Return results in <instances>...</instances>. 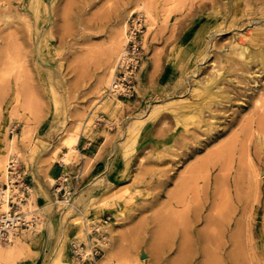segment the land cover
<instances>
[{
  "label": "rangeland",
  "instance_id": "1",
  "mask_svg": "<svg viewBox=\"0 0 264 264\" xmlns=\"http://www.w3.org/2000/svg\"><path fill=\"white\" fill-rule=\"evenodd\" d=\"M131 13L144 20L135 94L121 98L112 117L99 110V129L82 135L125 42L108 63L102 52ZM260 50L264 0H0V149L3 139L13 146L9 159L27 179L30 171L44 174L52 201L45 211L46 196L30 184L21 203L34 217L24 228L34 236L26 252L37 264H80L76 242L86 251L94 246L98 264H264ZM80 139L91 143L83 147ZM56 165L62 169L54 175ZM202 165L207 207L190 227L175 201L186 170ZM253 173L260 174L257 186ZM59 176L71 186L66 200L53 191ZM5 182L0 175V187ZM63 242L68 258L55 255ZM23 245L12 252L0 245V258H14Z\"/></svg>",
  "mask_w": 264,
  "mask_h": 264
},
{
  "label": "built area",
  "instance_id": "2",
  "mask_svg": "<svg viewBox=\"0 0 264 264\" xmlns=\"http://www.w3.org/2000/svg\"><path fill=\"white\" fill-rule=\"evenodd\" d=\"M125 43L115 57L107 91L118 98H131L135 94V76L142 61L141 33L143 17L131 13L125 21ZM8 179L0 187V241H9L22 228L32 225L33 217L21 210V203L26 198L30 183L18 166L16 160L9 159L7 164ZM67 177L59 176L53 191L63 200L69 198L71 186H67ZM9 184L8 194L3 192ZM5 195V196H4ZM72 248L80 264H98L94 246L89 250L76 242Z\"/></svg>",
  "mask_w": 264,
  "mask_h": 264
},
{
  "label": "bare ground",
  "instance_id": "3",
  "mask_svg": "<svg viewBox=\"0 0 264 264\" xmlns=\"http://www.w3.org/2000/svg\"><path fill=\"white\" fill-rule=\"evenodd\" d=\"M37 2H38V0H36ZM40 1V0H39ZM40 4V3H39ZM37 6V5H36ZM40 6H38L37 8V14H39V12H40V8H39ZM41 7H44L42 4H41ZM142 15V14H141ZM148 15H149V13H148ZM150 16H151V14H150ZM36 17H37V15H36ZM48 18V17H47ZM68 18V17H67ZM70 18V17H69ZM147 19V18H146ZM148 19H149V17H148ZM70 20H71V18H70ZM144 21V20H143ZM35 28V27H34ZM125 29H126V26H124V30L123 29H117V30H115L114 31V33H113V39H112V41H111V44H110V46L109 47H107L105 50H103V52H102V57L104 58V61H103V64L104 63H108L111 59H112V57L114 56V55H116V53H117V51L119 50V48L121 47V43L123 42V40H124V42H125ZM241 57L243 58V57H245V58H247L248 57V62L249 61H251L252 60V58H251V56H249L248 54H246L245 53V50L243 49L242 51H241ZM255 60L256 61H258L263 67H264V50H260V51H257L255 54ZM110 72H111V68H110V71H108V80H109V77H110ZM104 76V75H103ZM105 76L104 77H102L101 78V80H100V83L101 84H105ZM107 79V78H106ZM110 81V80H109ZM107 83V82H106ZM123 100H125L126 98H122ZM121 98H118V97H116L114 94H112V93H110V92H108V91H106V94H104L103 95V97H102V100H101V102L99 103V105L97 106V108L92 112V113H90L88 116H87V118L85 119V121L83 122V124H82V126L81 127H83V129H89L91 126H93L94 125V118H95V116L97 115V113L99 112V110H103V111H109L111 108H114V107H119V105L122 103V102H124L123 100H122ZM249 122V121H248ZM260 122V121H259ZM251 125H253V123H251ZM263 125V124H262ZM261 126V125H260ZM250 127H252V126H250ZM258 127H259V125H258ZM257 127V128H258ZM249 128V127H248ZM253 128V127H252ZM259 129H261V127L259 128ZM243 130V129H242ZM246 130H247V128H246ZM253 130V129H252ZM262 130H263V127H262ZM241 131V130H240ZM249 130H247V132H248ZM239 132V131H238ZM253 132V131H252ZM244 133H245V131H244ZM251 133V132H250ZM234 135H236V133L234 134ZM263 135V134H262ZM239 136H240V134H239ZM245 137V136H244ZM238 138V137H237ZM239 139H241V137L239 138ZM249 139H250V137H249ZM236 141V143H238L237 141V139L235 140ZM235 141H233V142H235ZM240 141H242L243 142V140L241 139ZM247 141H245L244 143H246ZM240 143V142H239ZM242 144V143H241ZM234 145H235V143L233 144V148H232V151L230 150V152L231 153H233V149L235 148L234 147ZM237 145V144H236ZM246 145H247V143H246ZM246 145H245V148H246ZM249 145H247V147H248ZM227 147V146H226ZM226 147H225V149H226ZM231 147V146H230ZM237 147L238 146H236V150H237ZM242 147V146H241ZM241 147L239 148V149H241ZM219 148V147H218ZM220 149H223V147L222 148H220ZM219 149V151L220 152H222L223 153V150H220ZM229 149V148H228ZM247 149V148H246ZM244 150V149H243ZM217 151V150H216ZM234 151H235V149H234ZM239 151V150H238ZM241 151V150H240ZM12 152H13V146H9V148H8V153H7V155L6 156H8V159L12 156ZM230 152H229V157H230ZM247 152V151H246ZM245 152V153H246ZM222 153H220V155H222ZM227 153H228V150H227ZM235 153L236 152H234L233 154L235 155ZM244 153V152H243ZM248 153V152H247ZM246 153V154H247ZM211 154H212V152H211ZM211 154H210V156L209 157H212L211 156ZM224 154V153H223ZM240 154V153H239ZM250 154V153H249ZM248 154V155H249ZM260 154V153H259ZM215 155V154H214ZM233 155V156H234ZM247 155V156H248ZM232 156V157H233ZM247 156L244 158L243 156H242V158H244L245 159V161H246V158H247ZM207 157V156H206ZM205 157V158H206ZM217 157H220V158H222V156H216V158ZM229 157H227V159H229ZM249 157V156H248ZM251 158V157H250ZM250 158H249V160H250ZM13 159H14V157H13ZM209 158H207L206 160H208ZM219 159V158H218ZM224 159L226 160V158L224 157ZM233 159V158H232ZM232 159H230V160H232ZM243 159V160H244ZM252 159V158H251ZM206 160L204 161V163L206 162ZM249 160H248V162H249ZM219 162V160H216V162ZM223 161V160H222ZM244 161V162H245ZM208 162H210V161H208ZM225 162H227V161H225ZM233 162V165H234V160L232 161ZM248 162H246L247 164H248ZM200 163L201 162H199V165H200ZM203 163V162H202ZM229 164H231L230 163V161L228 162ZM246 163H244L245 165H246ZM253 163V162H252ZM251 163V164H252ZM226 164V166L228 165L227 163H222V164H220V165H225ZM239 164V163H238ZM243 164V165H244ZM196 165H198V164H196ZM212 165V164H211ZM214 165V164H213ZM217 165V164H216ZM241 165H242V163H241ZM240 165V166H241ZM254 165H255V162H254ZM254 165H253V167H254ZM203 167L201 168V167H195V166H193L191 169H189V171H187L186 170V172H187V174H185L186 176L182 179V181H181V183H180V192L181 191H183L184 193L182 194V196H180V197H178V200H176L175 202H177V205L178 204H180L181 206H182V210H183V212L184 213H182V214H184V215H182V218L183 217H185L184 219H183V221L184 220H188V222H189V224L187 223V221H184V222H186L188 225H190V227H191V225L192 226H195L197 223H199L200 222V220L201 219H204L203 218V216H202V209L203 208H206L207 206H206V190H207V186H208V175H207V172H208V170L205 168V166L204 165H202ZM256 166V165H255ZM207 167V166H206ZM238 167V166H237ZM236 167V168H237ZM250 167V165H248V168ZM228 168H230L229 167V165L227 166V169ZM239 168V167H238ZM241 168H242V166H241ZM243 168H245L244 166H243ZM243 168L241 169L242 171H243ZM247 168V167H246ZM251 168V167H250ZM249 168V169H250ZM219 170L220 169H223V166L222 167H219L218 168ZM225 169H226V167H225ZM231 169V168H230ZM229 169V170H230ZM257 170H258V168H256ZM210 170V169H209ZM237 170V169H236ZM255 170V169H254ZM242 171H241V174H242ZM246 171H247V169H246ZM219 172H222V171H219ZM255 172V171H254ZM259 172V171H258ZM240 173V172H239ZM239 173H237V174H239ZM223 174V173H222ZM250 174H251V172H250ZM258 174L259 173H256V174H254L253 173V175H254V182L253 183H255V185L257 186L258 185V183H259V181H258V178H256L257 176H258ZM0 175H2L3 177H5V179H6V182H7V179H8V172H7V166L4 164V162H1L0 163ZM226 175H227V173H226ZM225 175V176H226ZM230 176V175H229ZM242 176V175H241ZM252 176V175H251ZM259 176H260V174H259ZM182 177V176H181ZM224 178H226V177H224ZM241 178V177H240ZM249 178V177H248ZM250 179V178H249ZM243 180V179H242ZM178 181H180V180H178ZM241 181V180H240ZM250 182V181H249ZM251 182H252V179H251ZM246 184V183H245ZM160 185V184H159ZM214 185V184H213ZM239 185V184H238ZM248 185H250V184H248ZM253 185V184H252ZM237 186V185H236ZM249 188H250V186H249ZM249 188H248V190H249ZM176 189H178L177 187H176ZM8 190H9V184H8V186H7V188H4L3 189V192H4V194L5 195H7L8 194ZM236 190H237V188H236ZM4 195V196H5ZM176 195V194H175ZM175 197V196H174ZM172 200V199H171ZM170 200V201H171ZM174 200V199H173ZM168 203V202H167ZM164 206H166V205H164ZM169 206H171L172 207V205L169 203ZM170 207V208H171ZM177 207V206H176ZM168 208V207H167ZM173 208V207H172ZM170 210H172V209H170ZM173 211V210H172ZM174 211H177V210H175L174 209ZM210 211V210H209ZM171 212V211H170ZM178 213H179V211H177ZM177 212H174V213H176V215H174L175 217H177V215H178V213ZM216 213V212H215ZM218 213V212H217ZM170 215H171V213H169ZM169 214H168V217H169ZM180 215V214H179ZM178 215V216H179ZM208 215V214H207ZM206 215V216H207ZM163 217V216H162ZM161 217V218H162ZM171 217V216H170ZM173 217V216H172ZM171 217V218H172ZM205 217V216H204ZM158 218V217H157ZM161 218H159L160 220H162ZM163 218H165V217H163ZM170 218V219H171ZM219 218V217H218ZM32 219H34V217L32 218ZM158 219V220H159ZM168 219V218H167ZM167 219H166V221H167ZM178 219H179V217H178ZM165 220V219H164ZM172 221H174L173 220V218L171 219ZM171 220H169L168 219V221L167 222H170ZM181 220V219H180ZM179 220V221H180ZM205 220L206 221H208V220H211V219H208V218H205ZM214 220V219H213ZM213 220H211L212 222H213ZM163 221V220H162ZM165 221V222H166ZM176 221H177V219H176ZM211 221H209V222H211ZM250 222V221H249ZM159 223V222H158ZM161 223V222H160ZM174 223H175V221H174ZM183 223V222H182ZM216 223V221H214V224ZM218 223V222H217ZM217 223H216V228L219 226V224H218V226H217ZM162 224H163V222H162ZM167 224V223H166ZM168 224H170V223H168ZM172 225H173V222L171 223ZM187 224H185V225H187ZM213 224V223H212ZM160 225V224H159ZM163 225H165V223L163 224ZM176 225V224H175ZM203 225V224H202ZM207 225V224H206ZM30 226H32V225H30ZM161 226V225H160ZM166 226V225H165ZM204 226V225H203ZM162 227V226H161ZM164 227V226H163ZM162 227V228H163ZM168 227V226H167ZM172 227V226H171ZM170 227V228H171ZM209 227V226H208ZM220 227H223L222 225H220ZM169 228V229H170ZM173 228H174V226H173ZM204 228V227H203ZM203 228H202V230H203ZM210 228H211V223H210ZM209 228V229H210ZM212 228H214L213 226H212ZM215 228V229H216ZM167 229V228H166ZM183 228H181V230H182ZM191 229V228H190ZM190 229H188V230H190ZM219 229H222V228H219ZM20 230H22V232L20 233L21 235L20 236H18V235H16V234H14L11 238H10V240L9 241H5L6 242V244H4L3 245V243L0 241V245H1V247H4L5 248V250L7 249V250H9L10 252H12L14 249H16L18 246H20V244L21 243H23L22 241L24 240V237H26V235H27V233H25V231H26V229H24V228H22V229H20ZM19 230V231H20ZM185 230V229H184ZM184 230H183V232H184ZM187 230V229H186ZM201 230V229H200ZM18 231V232H19ZM174 231V230H173ZM216 231V230H215ZM214 231V232H215ZM214 232H213V234H214ZM190 233V232H189ZM216 233V232H215ZM185 234H187V232L185 231ZM191 234V233H190ZM184 235V234H183ZM209 235V234H208ZM232 235V234H231ZM252 235V234H251ZM192 236V235H191ZM230 236V235H229ZM184 237V236H183ZM185 238V237H184ZM230 238V237H229ZM204 240V236L201 234V232H198V234H197V238L195 239V243L197 244V245H200L201 243H202V241ZM210 240V239H209ZM185 241V240H184ZM190 241H192V240H190ZM12 242H13V244H12ZM184 243V242H183ZM9 244V245H8ZM181 247V246H180ZM179 247V248H180ZM205 248V247H204ZM207 248H208V245H207ZM206 248V249H207ZM205 249V250H206ZM208 250V249H207ZM210 250V249H209ZM179 251H180V249H179ZM207 252V251H206ZM205 252V253H206ZM210 252V251H209ZM203 253V252H202ZM203 255V254H202ZM205 255H207V254H205ZM120 264V263H119Z\"/></svg>",
  "mask_w": 264,
  "mask_h": 264
},
{
  "label": "crops",
  "instance_id": "4",
  "mask_svg": "<svg viewBox=\"0 0 264 264\" xmlns=\"http://www.w3.org/2000/svg\"><path fill=\"white\" fill-rule=\"evenodd\" d=\"M123 103V102H122ZM121 108V105H119V107H114L111 108L109 111H103L100 110V113L103 115H106V117H112L113 114H115L116 111H118ZM103 112V113H102ZM98 119L100 117H97ZM98 124L96 122V120L94 119V125L91 126L89 129H83L82 127V131L80 134L82 135H87L89 133H92L96 130H98ZM83 141V144H81V146H87L89 145V143H91L90 141H88V139H80V143ZM9 146H11L10 144L7 143V141L5 139H3V146L0 149V163L5 159L7 153H8V148ZM74 150H76L74 147H72L70 150H67V153L65 152V155H68L72 152H74ZM78 150L81 152V148L79 147ZM62 167L56 165L54 167V170H52L51 172L56 175L58 173H60ZM29 178L31 180L28 181L30 184L33 185L35 192L40 194L41 196L45 195V190L47 191L49 189V185L47 184L46 178L44 174H39L38 172L35 171H30V173L28 174ZM46 196V195H45ZM46 198V202L44 203V210L45 211H49L51 209L52 206V201L50 200L49 197H45ZM59 203H61L62 201H57ZM63 203V202H62ZM73 227L77 226L74 223L72 224ZM25 233H27L26 237H24V245L23 247L16 253L17 255L14 258H9V259H1L0 258V264H37L36 262V258L32 255H29L28 252H26L28 249V241H33L34 240V236L32 235V230L31 229H26ZM28 240V241H27ZM28 243V244H27ZM62 248H60V251H57L55 255H58V253H61L62 257H66L68 258V247L67 244L65 242L62 243ZM19 253V254H18Z\"/></svg>",
  "mask_w": 264,
  "mask_h": 264
}]
</instances>
